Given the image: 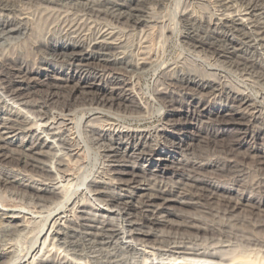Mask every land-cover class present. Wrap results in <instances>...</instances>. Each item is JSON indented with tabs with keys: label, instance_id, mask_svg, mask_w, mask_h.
<instances>
[{
	"label": "rangeland",
	"instance_id": "obj_1",
	"mask_svg": "<svg viewBox=\"0 0 264 264\" xmlns=\"http://www.w3.org/2000/svg\"><path fill=\"white\" fill-rule=\"evenodd\" d=\"M0 15V71H3L0 72V141L4 140L2 144L10 148L4 150L6 155L24 154L20 158L26 160L17 163L0 159V178L9 179L7 182L10 183L0 184V215L8 211V215L0 219L4 224L0 226V252H8L6 254L12 258L9 262L5 254L0 258V264H38L49 257L46 251L52 240H46L47 248L43 247L44 244L41 247L48 226L38 239L37 232L48 214L54 213V217L64 209L57 210L49 203L47 198L50 195H44L46 199L37 197L18 185L35 182L43 190L47 187V190L57 188L54 189L57 193L68 191V195L65 192L68 198L66 211L74 201L81 203L84 199L87 200L85 203L91 205L92 202L91 206H97L119 195L127 197L132 193L138 200L143 194L171 192L169 196H176L175 201L193 205L184 207L173 203L177 213L192 218L194 223H200L198 225L220 227L224 233V236H214L211 240L210 236L197 237L193 240L196 243L191 242L185 248L190 246L199 252L219 253L229 263L264 264V0H0ZM86 47L94 50L89 48L90 52ZM86 49L90 53L87 60L79 63L71 59V54ZM108 61L112 64L109 67L120 69V75L112 77L108 72L96 70ZM83 63L85 66L80 67ZM121 68H125L124 71ZM17 69L24 74H19ZM12 75L23 76L15 86L20 91L14 99L13 95L9 97L3 92ZM75 85H83L88 93L76 94L67 100L69 88ZM214 85L219 86L222 93L210 94L209 88ZM51 90L55 94L49 98ZM103 91L122 99L112 104L101 102L96 99V94L104 95ZM105 96L109 95L106 93ZM244 100L250 106H243L244 111L234 114L237 105ZM130 103L137 107H131ZM247 111L253 112L252 117ZM226 119L232 120L224 124ZM38 123L42 125L39 128ZM11 125L17 126L15 136L5 129ZM161 127H165L169 134L181 136L179 134L183 133L184 138H180L190 145L189 149L180 152L169 146L160 152L162 160L158 165L147 161L135 164V155L131 152L110 150L119 131L157 132ZM40 138L45 142L41 145L43 148L39 146L35 152L28 150L29 145L38 144ZM28 139H32L31 142ZM131 163L135 169H131ZM194 165H202L197 180L220 187L219 193L213 197L208 193L209 198L207 194L206 198L191 196L188 187L190 180L195 179L182 173H187ZM52 170L57 171L58 176ZM118 171L136 172V182L127 181L130 176ZM227 199L231 207L224 206ZM96 200L97 204H94ZM13 211L27 222L20 219L9 223L7 216ZM84 211L92 213L89 209ZM72 215L67 213V218L60 223L62 227L68 224H74V228L79 226ZM70 217L71 222L68 221ZM8 224L15 230L9 229L11 226L4 230ZM23 224L26 227L23 228ZM121 225L126 227L123 221ZM33 226L37 228L32 229ZM164 229V226L159 227L157 233ZM63 241L56 246L65 258L59 260L63 264L67 261L72 264H109L108 260H119L120 257L124 261L127 258V263L141 259L129 253L122 256L121 251H113L111 247H105L107 253L104 246H98L103 251L99 252L96 247L93 252L83 246H74L69 240ZM31 245L33 249L26 254ZM114 253L121 255L117 257ZM59 261L55 264H62ZM158 262L160 260L154 263ZM163 262L178 261L161 260L160 263Z\"/></svg>",
	"mask_w": 264,
	"mask_h": 264
},
{
	"label": "bare ground",
	"instance_id": "obj_2",
	"mask_svg": "<svg viewBox=\"0 0 264 264\" xmlns=\"http://www.w3.org/2000/svg\"><path fill=\"white\" fill-rule=\"evenodd\" d=\"M51 1V0H50ZM146 1V0H145ZM253 7V6H252ZM136 8V7H135ZM136 10V9H135ZM140 10V9H139ZM131 11H132V8H131ZM1 16V15H0ZM194 20V19H193ZM10 22V20H9ZM7 22V23H9ZM240 23V22H239ZM15 24V23H14ZM13 24V25H14ZM210 24V23H209ZM198 37V36H197ZM202 40V39H201ZM102 41V40H101ZM197 41V39H196ZM82 42V41H81ZM198 42V41H197ZM100 43V42H99ZM107 43V42H106ZM96 44V42H95ZM102 44V42H101ZM105 45V44H104ZM89 46V45H88ZM93 46V45H92ZM106 47V46H104ZM109 47V45H108ZM86 48H92V47H86ZM110 48V47H109ZM115 48V47H113ZM94 50V48H92ZM91 49V50H92ZM111 49V48H110ZM108 49V50H110ZM105 50V49H104ZM90 51V49H89ZM91 52V51H90ZM97 52V51H95ZM101 52V51H100ZM103 52V51H102ZM79 53V52H78ZM101 54V53H100ZM95 56V54H93ZM106 55V53L104 54V56ZM90 56V53L88 52V50H84V51H81V53L79 54H76V53H73L71 54V59L74 60V61H77L79 63H81L80 61H83V60H87V58ZM103 56V55H102ZM102 56L100 58H102ZM114 56V55H113ZM69 57V56H68ZM96 57V56H95ZM99 57V56H98ZM111 57V56H109ZM114 57H117L116 55ZM104 58V57H103ZM102 58V59H103ZM112 58V57H111ZM110 58V59H111ZM4 59V58H3ZM118 59V58H116ZM98 60V59H97ZM106 60H107V56H106ZM115 60V59H114ZM120 60V59H119ZM71 61V60H70ZM105 61V60H104ZM147 61V60H146ZM109 62V61H108ZM111 62V61H110ZM109 63H106L104 64V66L102 68H98L96 69L97 71L100 70V73L101 71H105L106 73L108 72L112 77H116L118 75H120V69L118 68H115V67H112V66H108ZM113 62V61H112ZM119 62V61H118ZM125 63V62H124ZM235 63V62H234ZM241 63V62H240ZM3 64V63H2ZM73 64V63H72ZM86 66H87V63H85ZM101 65H103L102 63H100ZM122 64V63H121ZM127 64V63H126ZM130 64V63H129ZM77 65V64H76ZM89 65V63H88ZM112 65V64H110ZM124 65V64H123ZM132 66L134 64H131ZM130 65V67H131ZM81 66H85L84 63L81 65L80 64V67ZM95 66V65H94ZM114 66V65H113ZM119 66H120V62H119ZM2 67V66H1ZM4 67V66H3ZM7 67V66H6ZM4 67V68H6ZM23 67V66H22ZM97 67V66H95ZM121 67V66H120ZM119 67V68H120ZM124 67V66H122ZM137 67V66H135ZM15 68V67H14ZM14 68H11V69H14ZM3 69V68H2ZM24 69V68H23ZM87 69V68H86ZM125 68H121V71L123 70L124 71ZM138 69V68H137ZM8 70V68H7ZM19 71V74L22 75L23 71L21 69H17ZM25 70V69H24ZM128 70V69H127ZM126 70V71H127ZM2 71V70H1ZM0 71V72H1ZM12 71V70H11ZM125 71V72H126ZM14 72V71H13ZM27 72V71H26ZM130 72V71H129ZM3 73V71H2ZM1 73V74H2ZM6 73V72H5ZM124 73V72H123ZM122 73V74H123ZM128 73V72H126ZM24 74V73H23ZM27 74V73H26ZM25 74V76H26ZM9 75V74H7ZM11 75V74H10ZM14 76L13 75L11 76L12 78H9L7 80V85L5 83V85L7 86V88H5V91L3 92H6V95L8 93L9 97L10 95H13V99H14V95H17L19 94V91L20 89L16 88L15 86L18 84V79L19 78H22L23 76ZM104 75V74H103ZM3 76V74L1 75ZM7 78V77H6ZM26 78V77H25ZM125 78V77H124ZM30 79V78H29ZM189 79V78H188ZM112 80V79H110ZM120 80V79H119ZM6 81V80H5ZM24 81V80H23ZM194 81V80H193ZM203 81V80H202ZM187 82V81H185ZM172 83V82H171ZM176 83V82H175ZM182 83V82H181ZM204 83V82H203ZM206 83V82H205ZM174 84V83H173ZM190 84V83H189ZM194 84V83H193ZM207 84V83H206ZM211 84V82H210ZM176 85V84H175ZM186 85H188L186 83ZM202 85V84H201ZM219 85V84H218ZM83 86V85H82ZM81 85L80 86H77L76 85L73 87V88H69V91H68V95L66 94L67 96V100H70L72 99L76 94H85L86 90L84 87H82ZM171 86V85H170ZM169 86V87H170ZM180 86V85H179ZM182 86V85H181ZM184 86V85H183ZM66 87V86H65ZM87 87V86H86ZM168 87V88H169ZM193 87V86H192ZM196 87V85H195ZM214 88H209V86H207V88L211 89L209 90V93L210 94H215L216 92L222 90L219 86H216L215 85L213 86ZM119 88V87H118ZM182 88V87H181ZM205 88V87H203ZM202 88V89H203ZM53 89V88H52ZM55 89V87H54ZM111 89V88H110ZM188 89V88H187ZM201 89V88H200ZM186 90V89H185ZM184 90V91H185ZM193 90V89H192ZM172 91V90H171ZM182 91V90H181ZM188 91V90H187ZM191 91V90H189ZM203 91V90H202ZM201 91V92H202ZM41 92V91H40ZM53 90H51L49 92V95L48 97H52L54 96L55 93H52ZM55 92V91H54ZM106 91H103L102 93L104 95H100L101 93H98L96 94V99L98 100H101V102H107V103H113V102H116L117 100H120L122 98H117L116 95H114V93H109V92H106L107 95L109 96H105L106 93H104ZM207 92V91H206ZM88 93V92H86ZM183 93V92H182ZM187 93V92H186ZM204 93V92H203ZM209 93L207 92V94L209 95ZM220 93H222L220 91ZM219 93V95H220ZM191 94V93H190ZM194 94L196 95V93L194 92ZM207 94H204V95H207ZM21 95V94H20ZM19 95V96H20ZM185 95V93H184ZM193 95V94H191ZM194 95V96H195ZM200 95V94H199ZM202 95V94H201ZM218 95V94H217ZM59 96V95H58ZM69 96V97H68ZM85 96V95H84ZM87 96V94H86ZM118 96V95H117ZM120 96V95H119ZM197 96V95H196ZM211 96V95H210ZM5 97V95H4ZM47 97V95H46ZM45 97V98H46ZM47 97V98H48ZM78 97V95L76 96ZM75 97V98H76ZM83 97V96H82ZM81 97V98H82ZM100 97V98H99ZM169 97V96H168ZM171 97H172V94H171ZM17 98V96H16ZM44 98V99H45ZM46 98V100H47ZM48 98V99H49ZM63 98V97H62ZM79 98V97H78ZM197 98V97H196ZM245 98V97H244ZM65 99V98H64ZM173 99V98H172ZM187 99V98H186ZM193 99V97H192ZM198 99V98H197ZM200 99V98H199ZM240 99V98H239ZM75 100V99H74ZM94 100V99H93ZM97 100V101H98ZM103 100V101H102ZM202 100V99H201ZM238 100V99H237ZM243 100V97L242 99ZM38 101V100H37ZM49 101V100H48ZM64 101V100H62ZM66 101V99H65ZM64 101V102H65ZM189 101V100H188ZM198 101V100H197ZM205 101V100H204ZM40 102V101H39ZM44 102V101H43ZM42 102V104H43ZM86 102V101H85ZM203 102V101H202ZM53 103V102H52ZM66 103H70V101L66 102ZM72 103V101H71ZM98 103V102H97ZM199 103H200V100H199ZM235 103V102H234ZM22 104V103H21ZM40 104V103H39ZM119 104V103H118ZM198 104V103H197ZM47 105V104H46ZM131 107H137V105L135 103H130L129 104ZM39 106V105H38ZM42 106V105H41ZM72 106V104H71ZM139 106V105H138ZM235 106V105H234ZM238 108H237V112L234 113V114H238L242 111L245 110V108L243 106H250V104H248V101L247 100H244V101H241L240 104L237 105ZM15 107V106H14ZM128 107V106H127ZM232 107V106H231ZM243 107V108H241ZM129 108V107H128ZM229 109V108H228ZM42 110V109H41ZM137 110V109H136ZM236 111V110H235ZM12 112V111H11ZM248 113V111L246 112ZM253 113V112H252ZM252 113H248L251 117H252ZM231 115V116H234ZM18 116V115H17ZM67 116V115H66ZM255 117V116H253ZM42 118V117H41ZM250 118V117H249ZM8 119V118H7ZM26 119V118H25ZM218 119V118H217ZM233 119V118H232ZM231 119V120H232ZM252 119V118H251ZM14 120V119H13ZM41 120V119H40ZM66 120V119H65ZM227 120V119H226ZM230 120V121H231ZM234 120V119H233ZM2 121V120H1ZM17 121V120H16ZM39 121V120H38ZM229 120L227 121H224L223 123L227 124ZM229 121V122H230ZM10 122V121H9ZM28 122V121H27ZM218 122V121H217ZM220 122H222L220 120ZM4 123V122H3ZM6 123V122H5ZM8 123V122H7ZM6 123V124H7ZM19 123V122H18ZM40 123H42L40 121ZM46 122H44L45 124ZM16 124V123H15ZM36 124V123H35ZM43 124V123H42ZM47 124V123H46ZM3 125V124H2ZM9 125V124H8ZM18 125V124H17ZM20 125V124H19ZM23 125V124H21ZM42 126L41 124L38 123L37 128H39L40 126ZM57 125V124H56ZM62 125V124H61ZM211 125V124H210ZM214 125V124H213ZM4 126V125H3ZM2 126V127H3ZM16 126V125H15ZM13 127V125H11V127H6L5 125V129H8L9 130V134H13V136L16 135V131H17V126L16 127ZM39 126V127H38ZM44 126V125H43ZM29 127V126H28ZM50 127V126H48ZM18 128H22L21 126ZM24 128V127H23ZM30 128V127H29ZM33 128V127H31ZM36 129V128H35ZM45 129V128H44ZM48 129V128H47ZM52 129V128H51ZM116 129V128H115ZM28 130V129H27ZM37 130V129H36ZM39 130V129H38ZM42 130V128H41ZM57 130V129H56ZM4 131V130H3ZM26 131V130H25ZM156 131V130H155ZM151 132V131H143V132H136V131H129V132H125V133H122V132H118L116 133L115 135V138H114V141H113V146H112V149L110 148V150H118V149H123L124 151H128V152H131L132 155H135L134 159V163L135 164H138L140 163V161H147L149 162L150 164L152 163H159L160 160H162V150L164 149H167L169 146L174 149V150H178V151H184V150H188L190 145L188 143H186L184 141V137H183V133H180L179 135H181L183 138H180L181 136H178V135H174V133H167L166 132V128L165 127H161L157 132ZM19 132V131H18ZM23 132V131H22ZM21 132V133H22ZM27 132V131H26ZM34 132H36L34 130ZM61 132V131H60ZM116 132V131H114ZM25 133V132H24ZM32 133V132H31ZM19 135V134H18ZM28 135V134H27ZM31 135V134H30ZM30 138H32L33 136V133H32V136H30ZM111 135V133H110ZM39 136H37V139H38ZM179 137V138H178ZM2 139V138H0ZM110 139V138H109ZM29 140V139H28ZM32 139H30L29 141L31 142ZM4 141V140H3ZM2 141V142H3ZM28 141V142H29ZM2 142L0 141V159H3V160H8V161H15L17 163H25V161L21 160L22 158H20V156L22 157L24 154L21 152V154L23 155H18V156H13V155H16V154H13L11 153V155H6L4 153V150L7 149V150H10V148H6V146L4 144H2ZM61 142V141H60ZM64 142V141H63ZM62 142V143H63ZM69 142V141H68ZM109 142V141H108ZM4 143V142H3ZM37 143V142H36ZM11 144V143H10ZM33 144H35L33 142ZM33 144H30L29 145V148L28 150L30 151H34V150H37L38 148L40 149L39 146L41 145H45V142L42 140V138H40L38 140V144L36 145H33ZM67 144V143H66ZM42 147V146H41ZM43 148V147H42ZM53 148V147H52ZM109 149V147H108ZM18 150V149H17ZM109 150V151H110ZM191 150V148H190ZM123 151V152H124ZM10 152V151H9ZM14 152V151H12ZM35 152V151H34ZM161 152V153H160ZM19 153V151H18ZM45 153V152H44ZM40 154V152H39ZM112 154V153H111ZM117 154V153H116ZM124 154V153H123ZM121 155V154H120ZM131 155V156H132ZM41 156V155H40ZM43 156V154H42ZM108 156V155H107ZM129 156V155H128ZM157 157V158H153V157ZM183 156V155H182ZM120 157V156H119ZM25 158V157H24ZM121 158V157H120ZM123 159V158H122ZM127 159V157L125 158ZM131 159V158H130ZM29 160V159H28ZM126 161V160H125ZM39 162V161H38ZM43 162V160H42ZM132 162V161H131ZM182 162V161H181ZM179 161V163H181ZM210 162V161H209ZM27 163V162H26ZM29 163V162H28ZM44 163V162H43ZM57 164V163H56ZM55 164V165H56ZM62 164V163H61ZM60 164V165H61ZM184 164V163H183ZM187 164V163H186ZM25 165V164H24ZM27 165V164H26ZM25 165V166H26ZM134 165V164H133ZM181 165V164H180ZM34 166V165H33ZM46 166V165H45ZM131 166H132V163H131ZM183 166V165H182ZM180 166V167H182ZM202 166V165H201ZM201 166H192V169L189 171H187V173H182L183 175L185 176H188L189 178H194L195 180L193 179H189L190 182H191V185L189 188L190 190V194L191 196H196L197 198H200V197H205L208 195V193L210 195H213L217 194V192L219 193V188L218 187H213L205 182H203L202 180H197L196 176L199 175L198 171H200V169H202ZM126 167V166H125ZM59 168V167H58ZM183 168V167H182ZM182 168H178V170H182ZM191 168V167H190ZM131 169H135V165L132 166ZM58 170V169H57ZM127 170V169H126ZM185 170V169H184ZM187 170V169H186ZM43 172V170H40ZM45 171V170H44ZM53 171V170H52ZM55 171V170H54ZM53 171V172H54ZM112 171V170H111ZM122 171V170H121ZM130 171V170H129ZM202 171V170H201ZM4 172V171H3ZM33 172V171H32ZM52 172V173H53ZM56 174L54 175H57V171H55ZM108 172V171H106ZM120 172V171H118ZM41 173V172H40ZM121 174H128L130 176V178L127 179L130 180V182H136L135 181V173L133 171H131V173H127V171H124L123 172H120ZM175 173V172H174ZM180 173V172H179ZM1 174V173H0ZM12 174V173H11ZM44 174V173H43ZM47 174V173H46ZM49 174V173H48ZM59 174V172H58ZM109 174V173H108ZM13 175V174H12ZM15 175V174H14ZM39 175H42L39 174ZM45 175V174H44ZM43 175V176H44ZM106 175V174H105ZM1 176V175H0ZM4 175L2 174V177ZM17 176V175H15ZM13 176V177H15ZM33 177V175H31ZM31 176L30 177V180H31ZM36 176V175H35ZM34 176V177H35ZM49 175H47L48 177ZM58 176V175H57ZM140 177L142 175H139ZM138 176V178H139ZM7 177V176H6ZM8 177H9V174H8ZM7 177V178H8ZM19 177V176H17ZM40 177V176H39ZM50 177H51V173H50ZM205 177V176H204ZM4 178V177H3ZM11 178V177H10ZM16 178V177H15ZM22 179V178H21ZM38 179V177H37ZM36 179V180H37ZM54 179V178H53ZM185 179H188L187 177ZM200 179V178H198ZM9 180V179H8ZM8 180L6 179H1L0 178V184H7L9 182H7ZM15 180V179H13ZM34 180V179H33ZM44 180H47V179H44ZM49 180V178H48ZM52 180V179H51ZM205 180V179H203ZM11 181V180H10ZM28 181V180H27ZM35 181V180H34ZM50 181V180H49ZM125 181V180H124ZM125 181V182H127ZM14 182V181H13ZM12 182V183H13ZM18 182V181H17ZM30 182V181H29ZM54 182H56L54 180ZM124 182V185H126ZM140 182V181H139ZM11 183V184H12ZM15 183V182H14ZM23 183V182H22ZM46 183V181L44 182ZM53 183V182H52ZM57 183V182H56ZM188 183V182H187ZM185 182V184H187ZM10 184V183H9ZM17 184V183H16ZM41 184V183H40ZM47 184V183H46ZM49 184L51 185V183L49 182ZM48 184V186H49ZM106 184V183H105ZM108 184V183H107ZM120 184H123L120 182ZM179 184V183H178ZM177 184V185H178ZM183 184V185H185ZM19 186H21L22 189H24L23 191H30L32 192V194H36L37 197H44V195H50L49 198H47V201H49V203H51L52 205L54 204L56 207H57V210L59 209L61 211V209H64V211H62L61 213H58V214H55L54 217H52V215H54V213H52V215L48 214L47 216V220L45 221V223L42 225V228H40L39 230V233L37 232L38 236L36 237V239L39 238L40 234L44 231V229L48 226L47 228V231L45 232V234L43 236L44 237V240H43V243H41V247L43 245V247L45 246V242L46 240H52V243H50V249L48 247L47 249V254L49 257L43 259L40 261V263L42 264H55L57 263L59 260H65L64 256L62 255L61 256V253H59V247L57 248L56 246H58L57 244H61V243H58L60 242L61 240H64L63 242H65V240H69V242H71L72 244H74V246H83L84 249H92L94 250L93 252H95V248L97 247V249H99V252L103 251L104 249H106L105 247L109 248L111 247L110 249L111 250H116V251H121L122 252V256H125L127 255V253L129 254H132L133 255H136L138 257H141V259L137 260H134V262H132L131 260H129V263L132 262L131 264H234L233 262L232 263H229L227 261L226 258L217 254H213V253H206V252H199L198 250H194V249H190V246L189 248H185L184 246H187V244H191V242H194L193 240L197 237H207V236H210V240H211V237H214V236H221L223 235L224 233H222V230L219 228H211L210 226H204V225H198L200 223H194L193 220H191L192 218H187L185 216H183L184 214L182 213H177L176 212V209H175V206H173L175 204H180L184 207H192L193 205L189 202H179V201H175L176 200V196L173 197L172 195V198L169 196V194H166L165 193H159V194H155V195H145L143 194L142 196H138L140 197V199L138 200H135V198L131 195L132 193H130L129 195H127V197H117V198H112L110 197V199H107V200H104L102 203L103 204H100V205H97V206H91L92 205V202H90L91 205L85 203V200L84 201H80L81 203H79L78 201H74V204H71L72 207L69 208L68 211H66V203H67V196H65V192L67 194L68 191H63V192H55L54 189L56 190L57 188H53V189H48L47 190V187L44 188V190L41 188H38L37 185H39L37 182L33 183V184H18ZM44 185V184H43ZM56 185V184H54ZM53 185V186H54ZM100 185V184H99ZM188 185V184H187ZM52 186V185H51ZM50 186V187H51ZM16 187V186H15ZM55 187V186H54ZM127 187H129V185H127ZM177 187V186H176ZM183 187V186H182ZM95 188V187H94ZM105 188V187H104ZM131 188V187H130ZM128 188V189H130ZM20 189V188H19ZM71 189V188H70ZM122 189V188H121ZM127 189V190H128ZM222 189V188H221ZM58 190V189H57ZM94 190V189H92ZM104 190V189H103ZM102 190V191H103ZM223 190V189H222ZM61 191V190H60ZM111 191V190H110ZM227 191V190H225ZM70 192V191H69ZM92 191H90L91 193ZM94 192V191H93ZM97 192V191H96ZM94 192V193H96ZM99 192V190H98ZM97 192V193H98ZM101 192V191H100ZM133 192V191H132ZM157 192V191H156ZM222 192V191H221ZM89 193V194H90ZM106 193V192H104ZM129 193V191H128ZM181 193V192H180ZM228 193V192H227ZM62 194V195H61ZM107 194V193H106ZM105 194V195H106ZM135 194V193H134ZM207 194V195H206ZM65 196L62 198V201L59 199L62 197V196ZM68 195V194H67ZM102 195V194H101ZM100 195V196H101ZM104 195V194H103ZM111 195V194H110ZM107 196V195H106ZM109 196V195H108ZM113 196V194H112ZM136 196V195H135ZM218 196V195H217ZM48 197V196H47ZM96 197V196H95ZM216 197V196H215ZM214 197V198H215ZM36 198V196H35ZM70 198V197H69ZM175 198V200L173 199ZM206 198V197H205ZM208 198H209V195H208ZM207 198V199H208ZM213 198V199H214ZM223 199V197H221ZM229 198V197H228ZM34 199V198H33ZM38 200L40 198H37ZM44 199H46L44 197ZM188 199V198H187ZM190 199V198H189ZM193 199V197H192ZM203 199V198H202ZM206 199V200H207ZM221 199V200H222ZM71 200V198H70ZM95 200V199H94ZM197 200H201V199H197ZM196 200V201H197ZM228 200V199H227ZM43 201V200H41ZM46 201V200H45ZM44 201V202H45ZM46 201V203H47ZM66 201V202H65ZM69 201V200H68ZM230 200L228 201H225L224 200V206L225 207H231V203L229 202ZM42 202V203H44ZM94 202V201H93ZM39 203V202H38ZM70 203V202H69ZM73 203V202H72ZM89 203V201H88ZM99 203H101V201H99ZM98 203V204H99ZM68 204V203H67ZM94 204H97V200H96V203ZM208 204V203H206ZM205 204V205H206ZM211 204V203H210ZM239 204V203H238ZM203 205V204H202ZM201 205V207H202ZM6 206V205H5ZM40 206V205H39ZM48 206H51V205H48ZM195 206V205H194ZM210 206V205H209ZM212 206V205H211ZM43 207V206H42ZM198 207V206H197ZM223 207V206H222ZM10 208V207H9ZM8 208V209H9ZM195 208V207H194ZM204 208V207H203ZM235 208V207H234ZM50 209V208H49ZM84 209H89V211L91 210L92 213H86L84 211ZM208 209V208H207ZM210 209V207H209ZM231 209V208H230ZM229 209V210H230ZM1 210V209H0ZM3 211L4 208L2 209ZM13 210V209H12ZM18 210V209H17ZM77 210H80V211H77ZM178 210V209H177ZM198 210V209H196ZM228 210V209H227ZM179 211V210H178ZM182 212V210H180ZM202 211V210H200ZM222 211V210H221ZM20 212V211H19ZM39 212V211H38ZM203 212V211H202ZM225 212V211H224ZM3 214L0 215V219L1 216L3 217V215H8V211L7 213H4L2 212ZM57 213V212H55ZM67 213H72V217L75 216L76 220L78 221V225L77 228L75 227H72V225H65V227H62V225L60 224L62 222V219L63 218H67ZM76 213H79L81 215L77 216ZM204 213V212H203ZM11 216H7V220L9 221V223H12L16 220L20 221V217H18L19 213H15L13 211V213L10 214ZM52 218L50 220V223L48 224V221L49 219ZM73 218V219H75ZM72 218L70 217V219L68 220L69 222H71ZM194 219V218H193ZM196 219H199V218H196ZM21 221L23 222H27L23 219H21ZM66 221V220H65ZM75 221V220H74ZM125 222L126 224V227L124 228L121 223ZM201 221V220H200ZM23 222H20V223H23ZM30 222V221H29ZM67 222V221H66ZM68 222V223H69ZM73 223V222H72ZM76 223V221H75ZM202 223V222H201ZM3 224V223H2ZM2 224L0 223V226H2ZM26 224V223H25ZM29 224V223H28ZM37 224V223H36ZM63 224V223H62ZM212 224V223H211ZM4 225V224H3ZM24 225V224H23ZM63 225V226H64ZM221 225V224H220ZM9 229L13 230L12 228H14L12 225L8 224L6 225V227H4V230L7 229L8 227H10ZM19 226V225H18ZM67 226V227H66ZM161 226H164L165 229L160 231V233L158 234V228L161 227ZM3 227V226H2ZM26 227L25 225L23 226V228ZM35 227V226H33ZM37 226L35 228H32V229H36ZM2 229V228H1ZM15 230V228H14ZM18 230V229H16ZM21 231L23 229H20ZM9 231V230H7ZM19 231V233L21 232ZM31 231H34V230H31ZM10 232V231H9ZM15 233L14 231H11L10 233L12 234ZM17 233V231H16ZM25 233V232H24ZM71 233L73 234V236L71 235ZM7 234V233H6ZM36 236V235H35ZM224 236V235H223ZM217 237V238H218ZM223 238V237H222ZM35 239V240H36ZM152 240V242H149V240ZM208 239V238H206ZM213 239V238H212ZM216 239V237L214 238ZM150 240V241H151ZM198 240V239H197ZM201 240V239H200ZM217 240V239H216ZM32 241V240H31ZM54 241H56V244L54 243ZM66 241V243H67ZM199 241V240H198ZM197 241V242H198ZM207 241V240H206ZM201 242V241H200ZM198 242V243H200ZM2 243V242H1ZM196 243V242H194ZM49 244V242L47 243ZM64 244V243H63ZM70 244V243H69ZM67 243V245H69ZM71 244V245H72ZM195 245V244H193ZM197 245V244H196ZM195 245V246H196ZM264 245V244H262ZM47 246V245H46ZM45 246V247H46ZM70 246V245H69ZM73 246V247H74ZM98 246L101 248H103V250H101L100 248H98ZM192 246V245H191ZM201 246V245H200ZM40 247V248H41ZM82 247V248H83ZM188 247V246H187ZM193 247V246H192ZM47 248V247H46ZM81 248V249H82ZM198 248V246H197ZM201 248V247H200ZM1 249V248H0ZM10 249V248H9ZM33 249V245H31L30 247H28L26 249V254H29L30 251ZM45 249V248H44ZM62 249V248H61ZM76 249V248H75ZM83 249V250H84ZM1 251V250H0ZM40 251V249H39ZM87 251V250H86ZM98 251V250H97ZM107 249H106V253H107ZM10 252V251H9ZM25 252V251H24ZM41 252V251H40ZM45 252V253H46ZM68 252V251H67ZM84 252V251H83ZM89 252V251H87ZM92 252V253H93ZM126 254H124V253ZM8 253V252H6ZM6 253H2L0 252V258L2 257H5V254ZM15 253V251H14ZM22 253V252H21ZM35 253V251H34ZM91 253V252H90ZM97 253V252H96ZM95 253V254H96ZM110 253V252H109ZM112 253V252H111ZM10 254H13L12 251ZM25 254V255H26ZM38 251H37V255H38ZM94 254V253H93ZM98 254V253H97ZM105 254V253H104ZM115 254V253H114ZM7 255V254H6ZM18 255V254H17ZM16 254L14 256H17ZM34 255V254H33ZM100 255V253H99ZM98 255V257H99ZM112 255V254H111ZM118 257V255H121V253H116L114 256ZM8 256V255H7ZM19 256V255H18ZM28 256V255H27ZM43 256V255H42ZM102 256V255H101ZM105 256V255H103ZM110 256V254L108 255ZM113 256V257H114ZM131 256V255H130ZM13 257V256H12ZM35 257V255H34ZM74 257V256H73ZM111 257V256H110ZM120 257V256H119ZM7 258H9V262H10V259L11 258V255L10 257L8 256ZM20 258V257H19ZM23 258V257H22ZM26 258V256L24 257ZM23 258V259H24ZM38 258V257H37ZM43 258V257H42ZM75 258V257H74ZM104 258V257H103ZM31 259V258H30ZM97 259V258H96ZM106 259V258H105ZM124 259V258H123ZM123 259H121V257L117 258V260H114L112 259V261L108 260L109 264H129L127 263V258H126V261H124ZM16 260V258H15ZM34 260V259H33ZM56 260H58L56 262ZM123 260V261H122ZM155 260H173V261H178L177 263H154ZM17 261H18V257H17ZM20 261V260H19ZM22 261V260H21ZM26 261V260H25ZM35 261V260H34ZM33 261V262H34ZM73 261V260H71ZM78 261V260H77ZM95 261H98V260H95ZM107 261V259H106ZM8 262V264H9ZM27 262V261H26ZM63 262V261H62ZM59 261V263H62ZM15 263V262H14ZM13 262L10 263V264H14ZM32 263V262H31ZM38 263V264H40ZM67 264H72V262H65ZM64 263V264H65ZM75 263V262H74ZM236 263V262H235ZM242 263V262H241ZM24 264V263H23ZM63 264V263H62Z\"/></svg>",
	"mask_w": 264,
	"mask_h": 264
}]
</instances>
